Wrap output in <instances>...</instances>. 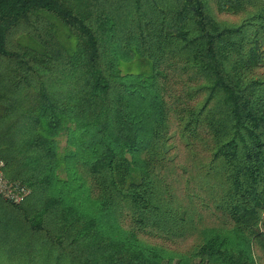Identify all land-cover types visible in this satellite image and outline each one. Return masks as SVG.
I'll return each mask as SVG.
<instances>
[{"label":"trees","instance_id":"16d2710c","mask_svg":"<svg viewBox=\"0 0 264 264\" xmlns=\"http://www.w3.org/2000/svg\"><path fill=\"white\" fill-rule=\"evenodd\" d=\"M0 160V264H264V0H0Z\"/></svg>","mask_w":264,"mask_h":264},{"label":"built area","instance_id":"2783aa9c","mask_svg":"<svg viewBox=\"0 0 264 264\" xmlns=\"http://www.w3.org/2000/svg\"><path fill=\"white\" fill-rule=\"evenodd\" d=\"M3 166L4 164L0 160V195L8 201L19 203L25 199L29 191L20 183L6 180L3 175Z\"/></svg>","mask_w":264,"mask_h":264},{"label":"rangeland","instance_id":"374dc122","mask_svg":"<svg viewBox=\"0 0 264 264\" xmlns=\"http://www.w3.org/2000/svg\"><path fill=\"white\" fill-rule=\"evenodd\" d=\"M220 19H229V20H231V18L226 17V16H224V15H221V16H220Z\"/></svg>","mask_w":264,"mask_h":264}]
</instances>
